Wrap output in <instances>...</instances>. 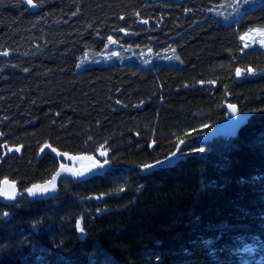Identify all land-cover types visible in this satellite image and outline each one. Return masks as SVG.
Instances as JSON below:
<instances>
[{"label": "trees", "instance_id": "16d2710c", "mask_svg": "<svg viewBox=\"0 0 264 264\" xmlns=\"http://www.w3.org/2000/svg\"><path fill=\"white\" fill-rule=\"evenodd\" d=\"M230 1L0 0V185L22 193L0 202V264L264 257V75H248L264 52L240 40L264 28V1ZM109 36L135 62L87 63ZM229 102L253 117L236 138L204 141ZM101 152L104 173L26 194L62 160Z\"/></svg>", "mask_w": 264, "mask_h": 264}, {"label": "rangeland", "instance_id": "374dc122", "mask_svg": "<svg viewBox=\"0 0 264 264\" xmlns=\"http://www.w3.org/2000/svg\"><path fill=\"white\" fill-rule=\"evenodd\" d=\"M263 1L264 0H231L229 4L225 5V8L229 9V8H235V7L248 6V5L253 6ZM235 16L237 17L239 15L235 14ZM261 33H264V28H255L243 34L241 36L243 37V39H241L240 37V40H241V43L244 49L243 54H246L249 51L254 50V49H260L264 52V35H261ZM116 58H120L122 61L135 62V60L138 57H137V52L135 50L125 48L123 46H120L117 43L110 42L107 47L106 53H104L101 57H97V59H93V60L89 59L87 63L91 64L95 61L107 63V62L113 61ZM163 58H164L163 61H165V63L167 64L175 60L174 59L175 57L172 55V53H168V55L163 56ZM248 75L250 77L262 76L264 75V71L260 73L251 71L248 73ZM182 148H183V145L180 147L179 150H181ZM180 154L181 153H176L171 159L163 162L162 164H168L177 159H180L181 158ZM107 156H108L107 153L106 155H101L100 153L97 158L93 157V159L84 158L82 160L78 159L77 161H75L74 159H67L64 161L62 160L61 165H64L66 169H71V172L62 171L60 167V171H59L60 176L57 177V182H56L57 186H56L55 192H50L49 194H46L44 196L37 194L35 197L30 196L27 192L26 194L30 198H46V197L54 196L58 193L59 184L61 182V179L63 178L87 179L95 174L104 173L109 168V163L108 162L106 164L104 163L105 161H107ZM95 161H98L99 164L94 166ZM100 165H103V167L101 168ZM159 165L161 164H158L154 167H157ZM77 172H83L85 173V175L84 176L73 175V173H77ZM249 251L250 252L248 253V256L245 257V259L242 261L241 264H264V257L258 256V254H256L255 251H252V250H249Z\"/></svg>", "mask_w": 264, "mask_h": 264}, {"label": "water", "instance_id": "95a60500", "mask_svg": "<svg viewBox=\"0 0 264 264\" xmlns=\"http://www.w3.org/2000/svg\"><path fill=\"white\" fill-rule=\"evenodd\" d=\"M231 100V98H229ZM229 104L236 106V112L233 114L232 110L228 107ZM227 111L225 119L211 128L204 136V141H214L218 139H231L236 138L240 134V131L245 127L250 119L253 117L252 113L241 112L238 105L233 103H227L224 107ZM47 151H45L46 153ZM78 159H83L82 156L74 158L75 161ZM7 181V183H5ZM14 186V187H13ZM7 192L9 194H14L12 199L4 195ZM22 199V193L18 187L17 182L5 179L0 185V202L3 204L15 205Z\"/></svg>", "mask_w": 264, "mask_h": 264}, {"label": "snow or ice", "instance_id": "6c2138e0", "mask_svg": "<svg viewBox=\"0 0 264 264\" xmlns=\"http://www.w3.org/2000/svg\"><path fill=\"white\" fill-rule=\"evenodd\" d=\"M27 2H28L29 5H32L33 4V0H27ZM143 23L144 24H147L148 21L147 20H144ZM121 31H123V29H121ZM261 35H264V33H261ZM241 39H243V37H241ZM108 40L110 42H112V43H115V41L112 40V37L111 36L108 37ZM4 55L6 56V55H8V53L5 52ZM113 55H115V54H113ZM248 71L251 72L252 70L249 69ZM236 75L237 76H240L241 75V70L240 69H237L236 70ZM228 107L232 110V113L233 114L236 112V106L235 105L229 104ZM49 147H50V145H45V148H49ZM9 151H11V149H9ZM16 151L19 152L20 149L17 148ZM43 151H44V149L42 148L41 149V152H43ZM51 151L52 152H56V149L55 148H52ZM57 155H61V154L58 153ZM101 155H106V153L101 152ZM87 159H93V158L92 157H87ZM104 163L106 164L107 161H105ZM97 164H99V162L98 161H95L94 162V166L97 165ZM100 167L102 168L103 165H100ZM61 170L62 171H67V172H71V169H66L64 165H61ZM89 171H91V170H89ZM73 175H75V176H84L85 173H83V172H77V173H73ZM59 176H60V172H57L56 175L52 176L51 180L47 181L45 184H43V185H40V184H34V185H32V187H30V188L27 189V193L30 196H34L35 197L37 194H40L41 196H44L46 194H49L50 192H55L56 186H57V184H56L57 177H59ZM5 183H7V181H5ZM4 195L8 196L9 199H12V197H13L14 194H9V193L5 192ZM79 227H80V222L77 221L76 222V228H79ZM37 259L39 260L41 258L38 257Z\"/></svg>", "mask_w": 264, "mask_h": 264}]
</instances>
